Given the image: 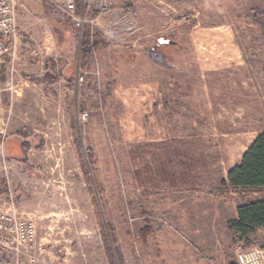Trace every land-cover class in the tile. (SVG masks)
Here are the masks:
<instances>
[{
    "label": "rangeland",
    "instance_id": "obj_1",
    "mask_svg": "<svg viewBox=\"0 0 264 264\" xmlns=\"http://www.w3.org/2000/svg\"><path fill=\"white\" fill-rule=\"evenodd\" d=\"M21 2L22 39L0 65V204L13 198L35 222L37 264H236L247 239L230 222L254 192L225 195L220 184L254 136L241 125L264 127V116H238L236 95L223 110L222 90L264 77V0H109L117 12L104 20L140 13L138 32L113 43L90 24L81 37L41 0ZM213 28L235 32L247 70L205 78L188 60L190 74L173 76L180 109L151 123L168 141L148 146L149 119L131 107L146 67L136 61L134 79L129 60ZM88 34L95 51L85 61ZM260 99L247 105L260 113ZM248 241L264 248V232Z\"/></svg>",
    "mask_w": 264,
    "mask_h": 264
},
{
    "label": "crops",
    "instance_id": "obj_2",
    "mask_svg": "<svg viewBox=\"0 0 264 264\" xmlns=\"http://www.w3.org/2000/svg\"><path fill=\"white\" fill-rule=\"evenodd\" d=\"M190 37V43L186 44L185 48L179 46L175 41L173 42H175L176 45L164 44L163 46L156 48V52H161L166 56L167 63L170 66L157 64L147 55L146 52L137 57H132V59L129 60V63L134 67L132 71L133 77H135L134 79L138 78L139 72L141 73V87L140 90L137 91L138 94L136 96L134 95L132 98L131 107L133 113H136L138 116L148 117L149 119V125L143 130L142 136V140L144 143L148 144V146L156 142L168 141L166 136L161 139L154 138L156 133L154 129L157 128L151 126V123H153L154 118H161L167 111L171 113V115H175L176 112L173 113V111H175V109H180V105L178 106L177 104L183 97L173 93L176 87V82L173 76H177L178 74H190L192 69L188 67V60H192V62L195 63V67L199 70L200 76L205 78L214 76V74L219 72H222L223 74L230 69L238 71L239 74L244 73L247 70V61L239 43L237 42V36L232 29L218 31L213 28L206 31H194L191 33ZM154 47H157V44ZM154 47H148L146 48V51ZM186 47L188 48V51L185 50ZM190 51H193V56ZM136 61H140L146 69L141 70L142 72H138V69L135 68ZM222 93L223 110H230L231 99L236 95L238 116H264V77L261 78V80H258L251 77L247 79L246 77L239 76L237 78V84L234 85V83H232L230 85V83H227V85L223 87ZM252 95L254 98H261L259 104L260 113L257 111L255 102L251 103L253 105H247V100L251 99ZM241 127L242 129L239 130L240 133H252L254 136L247 145L245 151L229 171L241 162L242 157L251 147L259 134L264 132V127L257 123L253 125L245 123V125H241ZM15 141L17 142V140ZM262 193L264 196V192L251 193L252 197H249L239 205L263 197L261 196ZM230 195L233 194L230 193ZM244 195L245 194H243V196ZM235 219H237V210ZM258 231L264 232L263 230Z\"/></svg>",
    "mask_w": 264,
    "mask_h": 264
},
{
    "label": "built area",
    "instance_id": "obj_3",
    "mask_svg": "<svg viewBox=\"0 0 264 264\" xmlns=\"http://www.w3.org/2000/svg\"><path fill=\"white\" fill-rule=\"evenodd\" d=\"M56 10L61 17L79 30L83 37L86 24L100 27L107 42L113 43L124 34L133 35L140 29V13L129 11L123 20H104L117 10H110L109 0H41ZM21 0H0V65L14 59L21 42ZM96 12V13H95ZM95 13L93 19L86 16ZM91 42H93L91 36ZM82 80V79H81ZM86 119V114L83 115ZM44 248L38 243L37 226L32 219L24 217L13 198L0 204V264H37ZM236 264H264V248L240 245L236 249Z\"/></svg>",
    "mask_w": 264,
    "mask_h": 264
},
{
    "label": "trees",
    "instance_id": "obj_4",
    "mask_svg": "<svg viewBox=\"0 0 264 264\" xmlns=\"http://www.w3.org/2000/svg\"><path fill=\"white\" fill-rule=\"evenodd\" d=\"M94 51V44L88 34L82 43L81 59L85 61L91 59ZM245 191H264V132L259 134L241 162L228 172L227 179L220 184V192L225 195ZM230 227L241 235V240L247 239L245 247L250 248L248 237L258 230L264 231V196L239 205L237 219L230 222ZM108 255L112 260L110 250Z\"/></svg>",
    "mask_w": 264,
    "mask_h": 264
},
{
    "label": "water",
    "instance_id": "obj_5",
    "mask_svg": "<svg viewBox=\"0 0 264 264\" xmlns=\"http://www.w3.org/2000/svg\"><path fill=\"white\" fill-rule=\"evenodd\" d=\"M164 44H172V45H176L175 42L170 41V40H163L160 39L157 47H154L152 49H148L146 51L147 55L150 56L157 64L162 65V66H170L167 63V58L164 54H162L161 52H156V48L163 46Z\"/></svg>",
    "mask_w": 264,
    "mask_h": 264
}]
</instances>
